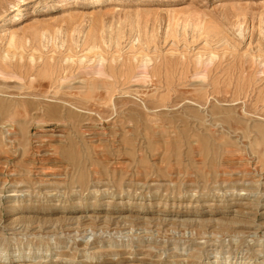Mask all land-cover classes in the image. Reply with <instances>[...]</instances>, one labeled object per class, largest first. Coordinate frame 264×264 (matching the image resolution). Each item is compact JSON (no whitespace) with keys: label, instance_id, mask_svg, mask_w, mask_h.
Segmentation results:
<instances>
[{"label":"rangeland","instance_id":"obj_1","mask_svg":"<svg viewBox=\"0 0 264 264\" xmlns=\"http://www.w3.org/2000/svg\"><path fill=\"white\" fill-rule=\"evenodd\" d=\"M0 264H264V0H0Z\"/></svg>","mask_w":264,"mask_h":264},{"label":"bare ground","instance_id":"obj_2","mask_svg":"<svg viewBox=\"0 0 264 264\" xmlns=\"http://www.w3.org/2000/svg\"><path fill=\"white\" fill-rule=\"evenodd\" d=\"M27 2H25V4H26ZM56 108H54V110H55ZM52 112V111H51ZM14 123V122H13ZM93 236V235H92ZM27 260V259H26Z\"/></svg>","mask_w":264,"mask_h":264}]
</instances>
